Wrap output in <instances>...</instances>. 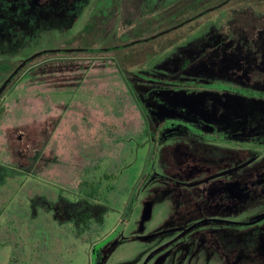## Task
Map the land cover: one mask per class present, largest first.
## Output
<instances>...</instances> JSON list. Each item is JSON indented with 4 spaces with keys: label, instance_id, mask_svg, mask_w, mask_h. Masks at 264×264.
<instances>
[{
    "label": "rangeland",
    "instance_id": "obj_1",
    "mask_svg": "<svg viewBox=\"0 0 264 264\" xmlns=\"http://www.w3.org/2000/svg\"><path fill=\"white\" fill-rule=\"evenodd\" d=\"M95 1L0 0V87L33 54L72 48ZM220 1L111 0L97 45ZM209 14L143 64L152 49L137 44L41 56L14 77L0 95V264H264V8ZM191 109L203 122L175 114Z\"/></svg>",
    "mask_w": 264,
    "mask_h": 264
},
{
    "label": "trees",
    "instance_id": "obj_2",
    "mask_svg": "<svg viewBox=\"0 0 264 264\" xmlns=\"http://www.w3.org/2000/svg\"><path fill=\"white\" fill-rule=\"evenodd\" d=\"M223 1L225 0H221L220 2H218L216 5L218 4H221ZM237 1V0H236ZM260 3L263 5L262 7L264 8V0H259ZM93 3H99L100 2L97 0V2H93ZM111 4V0H102L101 1V4L98 6L97 10H94L92 11L89 10V12H87L86 14L89 15L87 19V22L85 23L84 27H82L79 32L77 33V37L75 39V43H74V46H72V48H86V49H97V48H110V47H116L118 45H121V43L115 41V42H107L106 44H101L102 46L99 47L97 44H98V37L101 36V33L99 31L96 30V24L98 22V20L101 19V17H99L97 19V16L96 14L99 13L100 11L104 12V14H107V11L106 10V6H109ZM212 6H215V5H212V4H207L205 5L204 7L205 8H201V10L199 11H192V10H187L186 11V15L184 17H182L183 15H175L174 17L171 18V22L169 23V26H167L166 28H163L161 29L160 31H158V33H162L164 31H169L168 33H164L163 35L159 36V37H162V36H167L168 35V39H166V42H165V45L164 47L162 48H155L154 46V42L157 40L154 39L152 41H145L141 44H139L138 46L139 47H143V46H150L149 48L152 49V52L150 51H145L144 54L145 56L142 58V61L141 62H138L139 64H143L144 60H147L149 59L150 57L154 56L155 54L159 53V52H163L169 48H171L173 45H175L177 42L181 41L182 39H184L185 37L189 36L192 32H193V29L195 27H190L189 30H183L182 33L178 34L177 36H173L172 35V31L176 30V29H184L186 28L187 26H189L191 23L189 24H185V25H181L184 21H186L187 19H190L192 17H195L196 14H199L200 12L208 9L209 7H212ZM229 5H226L224 7H222L221 9H226ZM220 10V9H219ZM92 11V12H91ZM213 14L215 12H212ZM209 15H212L211 13ZM142 36L138 37L136 40L138 39H143L141 38ZM158 37V38H159ZM137 47L136 46H133V47H130L129 49L133 50ZM119 51L120 49H115L113 51ZM123 50V49H121ZM106 54L108 52H71V53H68V52H64V53H49V54H45V55H42L44 57L46 56H77V55H99V54ZM131 53V52H130ZM123 56V55H122ZM130 56V57H129ZM129 56H123L126 60L127 59H130V58H140L139 56H133V54L129 55ZM251 96H254L255 94L253 93H247ZM259 98H263L264 97V93H259L258 95H255ZM162 125H159L158 128H160ZM189 128H193L192 126L190 125H187Z\"/></svg>",
    "mask_w": 264,
    "mask_h": 264
},
{
    "label": "flooded vegetation",
    "instance_id": "obj_3",
    "mask_svg": "<svg viewBox=\"0 0 264 264\" xmlns=\"http://www.w3.org/2000/svg\"><path fill=\"white\" fill-rule=\"evenodd\" d=\"M237 1H239V0H237ZM236 1V2H237ZM232 2V0H225V1H223L221 4H218V5H215V6H212V7H209L208 9H206V10H204V11H202V12H200L199 14H196V16L195 17H192V18H190V19H187L186 21H189L187 24H189V23H192L193 21H195V20H197V19H199V18H201V17H203V16H205V15H207L208 13H212V12H215V11H217V10H219V9H221L222 7H224V6H226V5H229L230 3ZM259 4L261 5V6H263L261 3H260V1H259ZM263 8V7H262ZM186 21H184V22H186ZM183 22V23H184ZM167 31V30H166ZM157 34H159V33H157ZM157 34H155V35H157ZM191 35V34H190ZM154 36V35H153ZM152 37V36H151ZM150 38V37H149ZM145 39H148V38H145ZM138 40H143V39H138ZM134 41H137V40H134ZM134 41H132V42H134ZM131 43V42H130ZM143 43V42H142ZM127 44H129V43H127ZM127 44H121V45H118V46H116V47H110V48H97V49H86V48H59L60 50L61 49H63V50H65V49H84V50H88V51H84V52H104V50H102V49H112L111 51H106L105 50V52H112L113 50H115L116 48L117 49H120L119 47L120 46H123V45H127ZM139 44H141V43H139ZM136 46V45H135ZM133 47V46H132ZM128 48V47H127ZM122 49H124V48H122ZM94 50H97V51H94ZM121 50V49H120ZM43 51H45V50H43ZM40 52H42V51H39V52H37V53H35V54H33L32 56H34V55H36V54H38V53H40ZM81 52H83V51H81ZM69 53V52H68ZM59 54V53H58ZM43 55H45V54H43ZM31 56V57H32ZM42 56V55H41ZM41 56H39V57H41ZM39 57H37V58H39ZM30 58V57H29ZM29 58H27V59H29ZM36 58V59H37ZM27 59H25V60H27ZM24 60V61H25ZM35 60V59H34ZM23 61V62H24ZM33 61V60H32ZM22 62V63H23ZM31 62V61H30ZM30 62H28V63H30ZM27 63V64H28ZM26 64V65H27ZM25 65V66H26ZM19 67V66H18ZM17 67V68H18ZM16 68V69H17ZM15 69V70H16ZM13 73V72H12ZM11 76V75H10ZM9 76V77H10ZM15 77V76H14ZM9 79V78H8ZM7 79V80H8ZM14 79V78H13ZM12 79V80H13ZM7 80H5L4 81V83L7 81ZM12 80L7 84V86L12 82ZM4 83H3V85H4ZM2 85V86H3ZM1 86V87H2ZM6 86V87H7ZM0 87V88H1ZM6 89V88H5ZM4 89V90H5ZM186 105H188V104H186ZM176 107V106H175ZM176 109V108H175ZM177 112H179V113H177ZM178 114V116H180L181 118H186V119H188L189 121H202V119L203 118H205V112H202V113H200V110H196L195 112L191 109V111L190 110H187V111H183V112H181V111H175V114ZM185 113V114H184ZM201 116V117H200ZM198 117L200 118V119H198ZM203 122V121H202ZM191 126V125H190ZM193 127V126H192ZM202 132V131H201Z\"/></svg>",
    "mask_w": 264,
    "mask_h": 264
},
{
    "label": "water",
    "instance_id": "obj_4",
    "mask_svg": "<svg viewBox=\"0 0 264 264\" xmlns=\"http://www.w3.org/2000/svg\"><path fill=\"white\" fill-rule=\"evenodd\" d=\"M189 21H186V22H184V23H182L181 25H185V24H187ZM169 31H164V32H162V33H159V34H157V35H154V36H152V37H150V38H148V39H143V40H137V41H134V42H131V43H129V44H127V45H123V46H120L119 48L120 49H122V48H127V47H130V46H135V45H137V44H139V43H142V42H147V41H151V40H154V39H156V38H158L159 36H161V35H163L164 33H168ZM102 50H106V51H111L112 49H102ZM81 51H88V50H84V49H65V50H63V49H53V50H45V51H42V52H40V53H38V54H36V55H34V56H32V57H30L29 59H27V60H25L23 63H21L20 65H19V67L11 74V76L9 77V79L4 83V85L0 88V95L2 94V92L4 91V89L6 88V86H7V84L14 78V76H16L24 67H25V65L28 63V62H30V61H32V60H34V59H36L37 57H39V56H41V55H43V54H49V53H64V52H69V53H71V52H81ZM94 51H97V50H94Z\"/></svg>",
    "mask_w": 264,
    "mask_h": 264
}]
</instances>
